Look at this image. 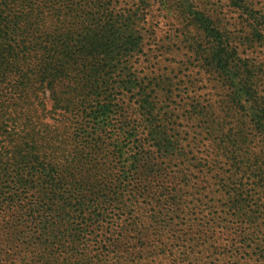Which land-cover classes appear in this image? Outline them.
<instances>
[{"label":"trees","instance_id":"trees-1","mask_svg":"<svg viewBox=\"0 0 264 264\" xmlns=\"http://www.w3.org/2000/svg\"><path fill=\"white\" fill-rule=\"evenodd\" d=\"M116 5L0 0V264H66L82 243L107 251L127 236L137 254L177 227L161 216L174 205L160 182L176 153L166 130L148 114L129 124L102 98L113 63L102 28L137 18Z\"/></svg>","mask_w":264,"mask_h":264},{"label":"rangeland","instance_id":"rangeland-1","mask_svg":"<svg viewBox=\"0 0 264 264\" xmlns=\"http://www.w3.org/2000/svg\"><path fill=\"white\" fill-rule=\"evenodd\" d=\"M115 1L137 18L126 31L102 28L113 51L102 98L129 124L148 114L166 130L176 153L161 160L160 182L174 205L161 216L177 227L174 239L142 240L137 254L130 236H114L107 251L82 243L59 261L264 264V0Z\"/></svg>","mask_w":264,"mask_h":264}]
</instances>
